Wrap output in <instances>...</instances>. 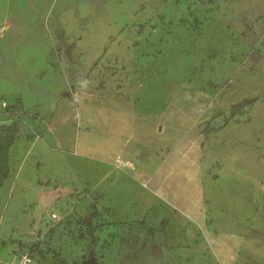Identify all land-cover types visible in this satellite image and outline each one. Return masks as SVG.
<instances>
[{
    "label": "rangeland",
    "instance_id": "rangeland-1",
    "mask_svg": "<svg viewBox=\"0 0 264 264\" xmlns=\"http://www.w3.org/2000/svg\"><path fill=\"white\" fill-rule=\"evenodd\" d=\"M142 90L162 105L170 93L183 97L175 103L200 115L193 133L203 135V187L216 203L207 228L182 225L170 210L115 219L103 196L95 210L86 194L104 191L101 172L88 160L75 175L36 138L41 120L31 111L50 117L53 144L70 145L73 130L58 129L69 102L86 108ZM15 98L25 111L5 112L1 101ZM14 117L0 264L24 249L28 264H220L228 248L236 264H264V0H0V125Z\"/></svg>",
    "mask_w": 264,
    "mask_h": 264
},
{
    "label": "crops",
    "instance_id": "crops-1",
    "mask_svg": "<svg viewBox=\"0 0 264 264\" xmlns=\"http://www.w3.org/2000/svg\"><path fill=\"white\" fill-rule=\"evenodd\" d=\"M178 95L181 96L180 93ZM182 98L173 97L170 93L162 105L159 95L142 90L131 100L108 98L100 103L93 102L86 108L80 106L75 109L68 101L72 116L59 120L58 129L68 126L73 130L70 145L63 143L60 137H57L58 144H53L49 137L54 126L50 117L44 118L40 106V110L30 111L41 120L40 132L36 134L39 143L62 152L75 175H80L81 164L88 160L92 162L93 171L101 172L100 178L107 182L104 191L95 197L92 191L86 194L91 197L90 205L93 203L95 210H101L97 198L103 196L104 213L116 215L115 219L131 210L138 214L148 211L164 214L170 210L182 225L188 221L192 225L206 227L211 201L216 203L210 187L207 191L203 187V135L202 132L193 133L200 115L193 117L191 110L186 112L190 104L177 103V106L175 100ZM58 102L57 98V103L55 101L50 109L51 116L61 107ZM69 156L77 158L76 161ZM116 157L129 159L133 166L116 165ZM205 231L202 233L204 236ZM242 236L239 238L241 242L244 241ZM226 237L232 239L229 233ZM233 246L240 248L241 244ZM230 250L226 249L229 257L222 255L220 264H236L238 252Z\"/></svg>",
    "mask_w": 264,
    "mask_h": 264
},
{
    "label": "trees",
    "instance_id": "trees-1",
    "mask_svg": "<svg viewBox=\"0 0 264 264\" xmlns=\"http://www.w3.org/2000/svg\"><path fill=\"white\" fill-rule=\"evenodd\" d=\"M3 101L6 102L5 106H3V110L5 112L14 113V111H25V108H22L23 105L20 98H15L14 101L10 103L7 100ZM239 104L240 102L235 104V106H238ZM19 120L20 119L18 117H14L8 123L0 125V186L10 171L9 148L16 138ZM92 206L94 207L95 205L92 203ZM94 215L95 214L93 213L92 216Z\"/></svg>",
    "mask_w": 264,
    "mask_h": 264
},
{
    "label": "built area",
    "instance_id": "built-area-1",
    "mask_svg": "<svg viewBox=\"0 0 264 264\" xmlns=\"http://www.w3.org/2000/svg\"><path fill=\"white\" fill-rule=\"evenodd\" d=\"M5 26H2V29H4ZM6 102L1 101L2 107L5 106ZM38 137V135H36ZM116 165L120 167H132L133 164L129 159H125L122 157H116L115 159ZM31 259V253L28 249L21 250L17 253V256L15 257V261L12 262V264H28Z\"/></svg>",
    "mask_w": 264,
    "mask_h": 264
},
{
    "label": "water",
    "instance_id": "water-1",
    "mask_svg": "<svg viewBox=\"0 0 264 264\" xmlns=\"http://www.w3.org/2000/svg\"><path fill=\"white\" fill-rule=\"evenodd\" d=\"M73 89H74V87H73V85H71V90H73ZM70 92H71V91H70L69 89H65V90L62 92V95H64V96H68V95H70ZM202 129H203V128L201 127V130H202ZM79 212L81 213L82 210H80ZM85 218H86V219H90V218H92L91 213H87V214L85 215ZM83 264H97V263H96V258H94V257H90V259L84 261Z\"/></svg>",
    "mask_w": 264,
    "mask_h": 264
},
{
    "label": "flooded vegetation",
    "instance_id": "flooded-vegetation-1",
    "mask_svg": "<svg viewBox=\"0 0 264 264\" xmlns=\"http://www.w3.org/2000/svg\"><path fill=\"white\" fill-rule=\"evenodd\" d=\"M90 259V258H89ZM86 261V260H85Z\"/></svg>",
    "mask_w": 264,
    "mask_h": 264
}]
</instances>
